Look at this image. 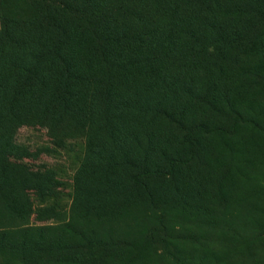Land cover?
<instances>
[{
    "label": "rangeland",
    "instance_id": "rangeland-1",
    "mask_svg": "<svg viewBox=\"0 0 264 264\" xmlns=\"http://www.w3.org/2000/svg\"><path fill=\"white\" fill-rule=\"evenodd\" d=\"M250 1L0 0V264H264Z\"/></svg>",
    "mask_w": 264,
    "mask_h": 264
},
{
    "label": "trees",
    "instance_id": "trees-1",
    "mask_svg": "<svg viewBox=\"0 0 264 264\" xmlns=\"http://www.w3.org/2000/svg\"><path fill=\"white\" fill-rule=\"evenodd\" d=\"M251 1L250 0H245V3L246 5H248ZM252 3V8H251V11L248 13V18H249V21L252 22L255 20L256 18V15H255V11L257 9V7L253 8L255 3L254 2H251ZM247 11L248 8L246 7H241L235 11L232 12L233 16H230V18L232 20H239L240 18H242V15L244 14L245 11ZM244 17H245V14H244ZM202 18L204 19L205 17H200L201 21H202ZM247 20H245L246 22ZM207 22V20L204 22V24ZM127 24V25H126ZM126 24L122 23L121 27H124V36L126 37L129 33H132L133 32V36L139 40H142V38L146 37V36H150V34H147V35H144L142 33H140L139 31H135L132 27L133 25L135 24V21L132 19V16L130 17L129 20H126ZM80 27V25L78 26V28ZM81 33H84V34H89L90 32L86 29V28H81ZM158 32V30H155L154 32H152V36H154L156 33ZM99 35H102L103 37H106L107 39V36L109 35H112V38L110 39L111 42H114L115 44L117 42L120 41V37L117 35V34H112L110 32V29H109V26L108 25H105V27H101L99 29V32H98V36ZM127 38V37H126ZM144 53V51L142 49H139V54L142 55ZM170 56L169 54L166 56L168 57ZM172 58V57H169V59ZM165 62H168V63H172L174 62V58L168 60V61H163L162 64H164ZM162 67V65H161ZM170 74V71L166 70V73L165 75H169ZM169 87V86H168ZM168 87L166 89V95L169 96V91H168ZM157 88H160V86L158 85ZM147 157L144 158V160L146 159ZM141 181H144L142 179H140ZM163 183H164V186L167 187V180L163 179Z\"/></svg>",
    "mask_w": 264,
    "mask_h": 264
}]
</instances>
